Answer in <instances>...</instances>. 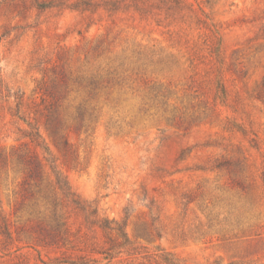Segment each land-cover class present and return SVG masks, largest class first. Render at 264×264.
I'll return each instance as SVG.
<instances>
[{"label":"rangeland","instance_id":"rangeland-1","mask_svg":"<svg viewBox=\"0 0 264 264\" xmlns=\"http://www.w3.org/2000/svg\"><path fill=\"white\" fill-rule=\"evenodd\" d=\"M0 78V264H264V0H0ZM25 152L80 201L66 243L18 233Z\"/></svg>","mask_w":264,"mask_h":264},{"label":"trees","instance_id":"trees-1","mask_svg":"<svg viewBox=\"0 0 264 264\" xmlns=\"http://www.w3.org/2000/svg\"><path fill=\"white\" fill-rule=\"evenodd\" d=\"M1 78H0V95H1ZM47 95L53 100L51 108H48L46 121L49 125L50 132L55 135L59 133V129L63 124L60 115L56 108L58 107L59 93L56 91L44 89ZM8 97V95H5ZM86 110L84 105L77 107V113L81 116V112ZM19 162L23 165V176L20 183V197L22 200L32 199L37 206V216L34 221L26 219L24 225H21L19 232L25 233V240L39 245L58 244V242L67 241V226L66 220L63 216L64 210L62 207L65 203L79 205V200L71 191L67 181L61 173L51 167L49 175L43 174L41 163L35 156L29 152L19 155ZM82 208V207H81ZM95 215V212H92ZM103 220V219H102ZM110 223L113 221L104 220L99 227L108 234V244L104 251L100 252L104 259L111 260L116 257L114 253L127 255L136 254L133 241L129 239L126 231L122 230L121 226L116 223V227H111ZM25 230H29L25 232ZM112 231L114 234H112ZM129 251H133L130 253ZM147 255V254H145ZM149 258H153L156 264H180L170 254L164 252H152L148 254ZM141 257H144L141 255ZM137 258V257H136ZM138 260V258H137ZM82 264V260H72L66 258L65 260H58L57 263Z\"/></svg>","mask_w":264,"mask_h":264}]
</instances>
